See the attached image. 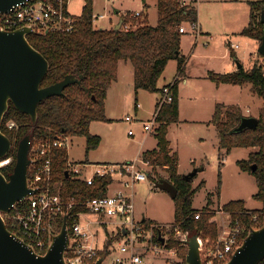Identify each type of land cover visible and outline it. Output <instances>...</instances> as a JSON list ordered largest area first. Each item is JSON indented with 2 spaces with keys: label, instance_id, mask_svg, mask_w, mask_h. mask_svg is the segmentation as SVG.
Returning <instances> with one entry per match:
<instances>
[{
  "label": "trees",
  "instance_id": "1",
  "mask_svg": "<svg viewBox=\"0 0 264 264\" xmlns=\"http://www.w3.org/2000/svg\"><path fill=\"white\" fill-rule=\"evenodd\" d=\"M197 1L158 0L157 26H150L145 20L143 25L130 31H125L123 27L115 31L114 28H96L93 0H85L82 14L74 18L75 23L71 31L45 33L35 31L28 35L30 44L50 64L49 72L41 83L42 88L59 83L69 75L83 78L80 83L68 86L62 96H54L40 103L35 124L29 115L19 112L10 103L1 130L13 144L12 150L5 158H12V162L1 169L3 174L9 178L14 172L18 146L26 136H30L32 145L40 141L54 140L59 136L85 138L87 157L92 151L98 149L102 139L91 134L90 126L93 122H110L106 117L105 104L108 89L118 79L120 61L130 62L134 67L136 94L140 91L160 92L163 97L164 88L159 89L158 82L168 63L171 60H178L179 79L185 73L187 61L181 49L184 34L180 33L179 29L185 23L198 24ZM250 6L251 22L243 30L242 35L258 40L261 45L264 36V23H262L264 0L250 2ZM256 16L259 17L257 20ZM131 20L133 19L130 16L121 19L123 25L130 23ZM233 53L231 56L239 62ZM259 56L264 58L263 55L259 54ZM209 78L218 84L225 83L233 86L251 84L255 93L263 100V108L256 129H247L241 133L233 132L238 127L242 116V113L234 108L229 107L224 113L225 107L219 105L213 118L220 138L219 158L221 160H224L235 148L252 149L248 159L239 161V166L242 171L256 178L259 192L255 198L262 203V207L259 210L249 211L244 201H233L223 207V210L231 216L233 224L239 221L244 226L239 241L242 243L252 229L264 226V62L257 61L248 70L243 67L228 74L210 73ZM179 79L169 85L173 100L170 103L161 104L163 99L161 98L156 106L157 127L154 134L158 141L157 149L145 153L141 159L152 167V171L148 174L149 177L155 176L154 183H157V180L166 179L178 189V195L174 199L176 203L174 224L181 228L183 238L171 236L167 247L177 250L181 264H186L188 247H181L182 244H187L188 239L193 235L216 241L220 232L218 225L211 221L212 201L202 211L200 218H195L198 213L193 209V199L197 192V189L193 188L195 178L186 179L179 174L178 157L172 153L167 138L169 125L179 122L177 90ZM136 105L138 106V101ZM10 121L16 124L12 130L7 127ZM70 163L67 150H53L51 183L55 194L75 197L79 206L86 199L103 197L107 194L108 188L114 182L113 178H96L93 186H87L69 171ZM83 163H88V160ZM254 166H256L255 170ZM160 169L168 175L163 176L158 173ZM66 172H69V177L66 176ZM28 174L31 175V168ZM20 207L22 204L15 206L5 217L8 229L22 237L18 229L10 222V218L21 210ZM80 210L82 207H77L75 212ZM62 225L63 220L58 219L56 234L61 231ZM111 243L112 241L109 244ZM108 252L101 254V258L105 260ZM260 264H264V260Z\"/></svg>",
  "mask_w": 264,
  "mask_h": 264
},
{
  "label": "rangeland",
  "instance_id": "2",
  "mask_svg": "<svg viewBox=\"0 0 264 264\" xmlns=\"http://www.w3.org/2000/svg\"><path fill=\"white\" fill-rule=\"evenodd\" d=\"M156 3L157 0H146V4L142 0H93L94 16L103 15L105 17L104 19H96L95 26L98 29H110L112 22L118 20L115 8L121 9L125 16L130 17L136 11L145 12L146 15L149 14L150 21L148 23L156 26L158 20ZM147 4H149V8H147ZM84 5L85 0H68L67 4L69 12L75 17L81 16ZM213 6L216 5L213 4ZM235 7H238L236 13L239 16L232 15L234 17L233 23L226 20L229 24L228 27L230 28L232 25V29L229 33H225L227 34L225 37L221 35L222 33L220 34L221 37H218L220 35L217 34H215V37L239 45L240 48L235 50L238 63H241L248 70L257 61L263 63L264 58L260 57L258 52L254 54L260 47L257 40L247 39L242 35L243 30L238 29L241 22L245 19L250 20L248 7L241 4ZM244 9L248 13H245ZM126 11L130 12L127 13ZM200 12L202 14L207 13L202 16L209 18L212 17V14H216L215 7L207 6L205 3H202ZM146 17L133 19L135 21L131 20L132 28L143 25L145 20H148ZM182 25L187 28L189 26L186 23ZM245 26L248 27L249 25L246 24ZM196 35L198 34L190 33L184 37L182 36V55L185 56L187 61L184 75L180 79L178 78V60H171L158 82V87L162 89L179 79L177 86L179 122L170 125L169 140L174 153L178 157V166L183 174L182 176L191 174L198 167L205 169L197 174L193 182V188L197 189L193 199V209L198 213H202L208 203L212 201L210 210L213 217L211 221L218 225L219 237H221L225 230H229L232 223L231 216L223 210L224 205L233 201H244L246 209L254 211L261 209L262 203L255 198L259 192L256 178L252 174L242 171L239 166V161L248 159L252 149L235 148L224 160H221L219 158L220 152L216 150L220 138L213 123V118L219 105L225 107L224 113L230 107L237 112H241L243 116L259 118L263 108V100L255 93L251 84L244 86L218 84L209 78L210 72L225 74L227 64L233 63L235 60L231 59L230 53L229 59L226 60L227 63L224 60L218 61L210 59V57H204L205 55H223L226 48L225 42L224 44H218L216 47L214 42H211L213 43L211 46H209L210 44L202 46V44L196 42ZM238 63L235 62L237 68ZM118 77V83L108 89V102L107 105L105 104L106 117L110 122L98 121L93 122L90 126L92 135L94 134L102 139L99 148L92 151L87 157L86 139L68 137L70 144L68 153L71 163L80 164L90 160L92 165H97L95 162L120 161L124 163L123 161L126 160H137L139 149L137 143L139 140L146 141L147 139L151 144V140L154 139L152 131H144V123L153 120L156 105L162 98V94L147 91H140L136 94L134 67L130 62H128V67H125L124 64L119 67ZM137 101L140 106L136 105ZM127 117L136 121L129 123L126 121ZM130 130L135 132L134 136H129ZM135 162L138 169L140 168L147 173L152 171L150 164L146 165L148 162H143L142 159ZM158 173L163 176L168 175L161 169ZM153 178L155 176L151 175L146 182L136 183L125 190L133 195L136 217L140 222L146 221L144 223L147 225L155 224L161 227H172L175 225V200L167 192L157 189ZM119 188L114 186L112 193ZM234 225L232 223V227ZM173 235L172 232L171 236ZM116 238L113 227L107 230L106 236L100 231L98 247L100 249L104 247V249L99 251L97 256L101 259V254L109 251L102 264H116V257L120 254L115 249L119 244ZM202 240L205 243L208 239L203 238ZM110 241H112L111 244H109ZM143 246H147V243ZM169 250L175 249L168 248L159 254L145 252V263L181 264L178 254L169 255L167 254Z\"/></svg>",
  "mask_w": 264,
  "mask_h": 264
},
{
  "label": "built area",
  "instance_id": "3",
  "mask_svg": "<svg viewBox=\"0 0 264 264\" xmlns=\"http://www.w3.org/2000/svg\"><path fill=\"white\" fill-rule=\"evenodd\" d=\"M68 0H25L19 3L10 14L0 18V29L15 31L24 27H31L40 33L66 31L73 29L75 19L66 12ZM137 12L135 18H141ZM104 18V16H100ZM125 31H130L131 23L122 24ZM192 31L198 32V24L189 25ZM188 28L182 25L180 33L185 34ZM232 49H239V45L231 44ZM161 104L170 103L172 99L171 86L164 87ZM156 115V113H155ZM126 121L133 123L134 119L127 117ZM15 122L7 124L12 130ZM157 123L155 116L152 121L144 123V131L151 132ZM129 136H134L133 130ZM69 138L59 136L54 140L40 141L31 147L30 159L31 175L28 174V186L36 192L29 195L22 204L21 210L10 218V222L18 229L20 237L27 245L33 248L38 255H44L50 247L57 233V220L67 218V227L70 234L69 246L65 252L66 264H95L99 257L98 252L104 249L98 247L100 231L107 235L110 227L118 246L115 248L120 254L116 257V264H146L145 252L159 254L168 249L171 232L176 238H183V232L177 225L161 227L147 225L136 217L133 195L125 189L131 188L139 182H146L149 174L137 168L135 161L121 164L91 163L69 164V171L82 180L87 186H93L96 178H113V184L103 197L86 199L79 206L75 197H66L55 194L52 190V154L54 149L69 150ZM12 158L0 161V169L8 166ZM138 161V160H137ZM143 161V160H142ZM144 162V161H143ZM149 163H146L148 165ZM120 187L112 193L113 187ZM16 205V206H17ZM77 207L82 210L75 212ZM201 213H196L199 219ZM5 221L6 217L4 215ZM229 230H225L216 241L201 238V257L203 264H226L232 258L236 249L242 245L240 237L243 226L239 221ZM63 226V225H62ZM124 232L126 233L124 235ZM164 242H162V239ZM147 243V246H143ZM187 246L182 244L181 247ZM176 250H169L167 254L176 255Z\"/></svg>",
  "mask_w": 264,
  "mask_h": 264
},
{
  "label": "water",
  "instance_id": "4",
  "mask_svg": "<svg viewBox=\"0 0 264 264\" xmlns=\"http://www.w3.org/2000/svg\"><path fill=\"white\" fill-rule=\"evenodd\" d=\"M24 1L0 0V18L12 13L16 6ZM122 24L120 21L114 30H120ZM32 33H35V30L31 27L15 31L0 29V161L5 159L13 148L9 137L1 130L10 103L19 112L29 115L35 124L40 103L54 96H62L68 86L80 83L83 78L69 75L59 83L42 88L41 83L49 72L50 64L28 41L27 36ZM258 53L264 56V36ZM242 68L243 65L238 63V69ZM258 123L259 118L242 115L238 127L233 132L241 133L247 129H256ZM31 147V138L26 136L18 146L17 163L9 178L0 169V264H66L65 252L70 242L67 218L64 219L61 231L54 236L44 255H38L19 236L13 234L4 218V215H8L18 203L24 202L29 195L36 192L28 186V173L32 162ZM198 173L199 170L195 169L185 178L194 179ZM66 176L69 177V172H66ZM155 187L167 192L173 199L178 195L177 187L166 179L155 183ZM199 238L198 235H193L188 239L186 264H203ZM161 240L164 242L163 238ZM263 260L264 226L252 229L226 264H260ZM103 261L101 258L95 264H102Z\"/></svg>",
  "mask_w": 264,
  "mask_h": 264
},
{
  "label": "crops",
  "instance_id": "5",
  "mask_svg": "<svg viewBox=\"0 0 264 264\" xmlns=\"http://www.w3.org/2000/svg\"><path fill=\"white\" fill-rule=\"evenodd\" d=\"M143 1V3L144 4H146V0H142ZM260 1H262V0H260ZM250 2H257V1H254V0H198L197 1V4H196V8H197V11H198V15H199V17H198V32H192V30H191V28H189V26H188V32L187 33H185L184 35H183V37L184 36H186V35H188V34H190V33H197L198 35H196L197 37V43H199V44H202V46H207V45H209V46H211V45H213V43H211V42H214V45H215V47L218 45V44H224V42H225V51H224V53H223V55H221V56H217V55H205L204 57H210V59L212 58V59H214V60H218V61H220V60H224V61H226V60H228L229 59V53H230V55H232V53L233 54H235L236 55V52H235V50L236 49H230L231 47H230V45L231 44H234L232 41H223V40H219V39H216V37H215V34H217V35H220L221 33V35H223L224 37H225V35H227V34H225V33H229V31L232 29L231 28V26H230V28L228 27L229 26V24H227V21L226 20H230V22H232L233 23V20H234V17L232 16V15H235V16H239L237 13H236V10H237V8L238 7H235V6H237V5H239V4H241V5H245V6H247L248 7V11H249V16H250V20H244L243 22H241L239 25H238V29L239 30H244L247 26H245L246 24L247 25H249L250 24V22H251V6H250ZM113 3H114V1H113ZM202 3H205L207 6H211V7H215V10H216V14H212V17H203L202 15H205V14H207V13H205V14H202L201 12H200V8H201V6H202ZM213 4L214 5H216V6H213ZM148 6H147V8H149L150 6H149V4H147ZM115 7V6H114ZM156 7H157V12H158V0H157V3H156ZM147 10V9H146ZM245 10V13L247 12L248 13V11L246 10V9H244ZM221 11H222V13H221ZM66 12H67V14L69 15V16H71L72 18H76L75 16H73L70 12H69V10H68V6H67V8H66ZM127 13L128 12H130V11H126ZM125 12V13H126ZM137 12H141L142 13V17H145V16H147L146 18L148 19L147 20V22L148 21H150V18H149V14L148 15H146L145 14V12H142V11H136L134 14H133V16L132 17H130V18H132V19H137V18H135V14L137 13ZM115 13H116V15H118V20L117 21H115V22H112V27L110 28V29H113V28H115V26L121 21V19L123 18V17H126L125 15H124V13H122V10L120 9V10H118L117 8H115ZM209 13V12H208ZM99 16H102V15H98V16H95V20L96 19H100V17ZM206 16H209V15H206ZM98 17V18H97ZM141 17V18H142ZM105 18V17H104ZM104 18H102V19H104ZM259 17L258 16H256V20L258 19ZM159 20V19H158ZM158 20H157V24H158ZM112 21V20H111ZM149 25L150 26H153L151 23H149ZM157 26V25H156ZM245 26V28H243ZM228 27V28H227ZM102 29H105V28H102ZM107 29H109V28H107ZM221 35L220 36H218V37H221ZM228 37V36H227ZM246 37V36H245ZM247 39H251V38H248V37H246ZM256 41V40H255ZM257 42L259 43V46H260V42L257 40ZM208 46V47H209ZM233 50V51H232ZM258 51L256 50L255 51V53L254 54H256ZM197 57H198V55H197ZM203 57V56H202ZM236 57H237V55H236ZM238 58V57H237ZM205 59V58H204ZM231 59L234 61L235 60V62H237L236 61V59H234L232 56H231ZM235 62H233V63H228L227 64V68H225L226 70H225V74H228V73H231V72H235V71H237L238 70V68L235 66ZM226 63H227V61H226ZM238 63V62H237ZM122 64H124V66L125 67H128V62H125V61H120L119 62V64H118V70H119V67L120 66H122ZM186 69V68H185ZM210 73H214V72H210ZM210 73H209V75H210ZM118 81H119V77H118V79H117V81L114 83V84H112L111 85V87H110V89L116 84V83H118ZM164 87H166V86H164ZM163 87V88H164ZM162 88V89H163ZM108 96H109V94H108ZM107 102H108V98H107V100H106V105H107ZM158 104V103H157ZM138 106H140L139 104H138ZM157 106V105H156ZM171 125V124H170ZM170 125H169V127H168V134H167V138H168V140H169V128H170ZM91 128V127H90ZM156 128V127H155ZM155 128H154V130H155ZM153 130V131H154ZM152 131V134L154 135V139H152L151 140V144H149V142L147 141V139H146V141L145 140H143V139H140L139 140V142L137 143L138 145H139V149H138V152H137V157H138V159L137 160H140L141 159V157L145 154V153H147V152H149V151H154V150H156L157 149V146H158V141H157V139H156V137H155V134H154V132ZM91 132V131H90ZM92 134V133H91ZM94 135V134H93ZM169 142H170V149H171V151H172V153H174V150H173V147H172V144H171V141L169 140ZM149 144V145H148ZM217 146V145H216ZM215 146V147H216ZM216 150H218V151H220V148H219V146H217L216 147ZM137 160H126V161H123L124 163H127V162H133V161H137ZM88 163H90V160H88ZM94 163V162H93ZM95 163H97V164H101V163H108V164H121V162L120 161H117V162H107V161H102V162H95ZM198 170H199V172H202V171H204L205 169L203 168H199L198 167ZM178 172H179V174L180 175H183L181 172H180V169H178Z\"/></svg>",
  "mask_w": 264,
  "mask_h": 264
},
{
  "label": "flooded vegetation",
  "instance_id": "6",
  "mask_svg": "<svg viewBox=\"0 0 264 264\" xmlns=\"http://www.w3.org/2000/svg\"><path fill=\"white\" fill-rule=\"evenodd\" d=\"M11 162H12V161H11ZM11 162H10V163H11Z\"/></svg>",
  "mask_w": 264,
  "mask_h": 264
}]
</instances>
